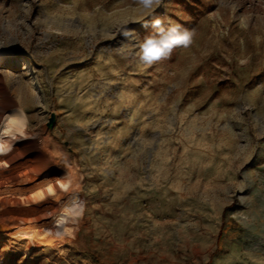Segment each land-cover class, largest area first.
I'll return each instance as SVG.
<instances>
[{
    "label": "rangeland",
    "instance_id": "374dc122",
    "mask_svg": "<svg viewBox=\"0 0 264 264\" xmlns=\"http://www.w3.org/2000/svg\"><path fill=\"white\" fill-rule=\"evenodd\" d=\"M157 18L191 43L144 64ZM5 109L57 185L0 264H264V0H0Z\"/></svg>",
    "mask_w": 264,
    "mask_h": 264
},
{
    "label": "bare ground",
    "instance_id": "6f19581e",
    "mask_svg": "<svg viewBox=\"0 0 264 264\" xmlns=\"http://www.w3.org/2000/svg\"><path fill=\"white\" fill-rule=\"evenodd\" d=\"M29 131L19 115L0 111V203L41 222L51 202L49 181L54 187L57 183L51 177L52 151Z\"/></svg>",
    "mask_w": 264,
    "mask_h": 264
},
{
    "label": "clouds",
    "instance_id": "9594fccd",
    "mask_svg": "<svg viewBox=\"0 0 264 264\" xmlns=\"http://www.w3.org/2000/svg\"><path fill=\"white\" fill-rule=\"evenodd\" d=\"M160 0H137L145 10H151L153 5ZM156 29L153 34L147 35L139 43V60L144 64H152L155 61L166 58L173 48L177 46L187 47L191 43V34L181 30L178 26L163 27L162 21L157 18L152 22Z\"/></svg>",
    "mask_w": 264,
    "mask_h": 264
}]
</instances>
